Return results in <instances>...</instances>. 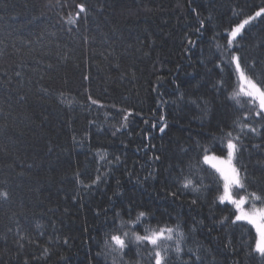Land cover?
<instances>
[{
	"label": "trees",
	"instance_id": "trees-1",
	"mask_svg": "<svg viewBox=\"0 0 264 264\" xmlns=\"http://www.w3.org/2000/svg\"><path fill=\"white\" fill-rule=\"evenodd\" d=\"M262 7L0 0V264H154L133 234L177 222L187 239L179 259L170 250L172 264H192L193 253L203 264H264L251 254L254 229L231 223L234 207L215 191L183 189L180 179L192 164L207 169L196 174L215 188L202 156H223L219 142L232 131L248 191L264 188V125L240 132L243 112L230 97L241 85L229 68L227 90L215 87L231 30ZM232 53L242 67L254 65L249 78L264 81V14L245 25ZM198 144L208 151L197 165ZM140 211L147 216L137 224ZM124 232L126 254L105 246Z\"/></svg>",
	"mask_w": 264,
	"mask_h": 264
},
{
	"label": "snow or ice",
	"instance_id": "snow-or-ice-1",
	"mask_svg": "<svg viewBox=\"0 0 264 264\" xmlns=\"http://www.w3.org/2000/svg\"><path fill=\"white\" fill-rule=\"evenodd\" d=\"M77 7L79 11L77 12L76 16L79 18L80 13H84L86 9L83 4L77 5ZM262 14H264V7L260 8V10L255 13L254 17L250 16L248 19L244 20L237 27L231 30L227 40V52L225 53V55H230V60H222L223 67H221V65H216V67L220 69L221 72V80L215 86L219 91H225L228 87V80L223 78L224 68L230 69L229 79L235 76L242 85L239 90L233 92L232 96L230 97V99L240 106L237 111L243 112L241 117L243 121L240 128L241 133H244L245 130H247V132L257 134L258 130L254 125L257 123L264 125V81H260L258 85V83L246 76L245 70L247 69L248 72L254 74L255 67L254 65H245L242 67L241 58L238 55L232 53V47L234 40L238 35H240L241 30L245 27V25H247L256 17H260ZM67 22L69 24H75L76 20L69 19ZM201 26H203V21H201ZM189 43L191 44L192 42L189 41ZM241 96L248 98L246 103L249 106L247 108L241 104L239 99ZM89 99H91V97H89ZM92 103L95 104L96 101L92 100ZM125 119H127V117H125ZM161 119H163V117H161ZM160 131L163 132L164 128H160ZM223 135L227 137L226 143L224 139H221L218 147L220 151H226V158L222 159L221 157L209 156L207 154H203L202 156L203 162L205 164H210L211 168L214 169L215 173L217 174L215 177H213L215 188L205 187V177L196 174L197 172L201 171L206 172L207 169L199 168L192 164L189 165V176L182 175L180 177V179L183 181L181 187L193 192H200L202 190L215 191L218 193L216 200L220 204L233 206L234 211L231 213V215L234 217V219L231 220V223L237 224L238 222H244L255 227L257 235L254 241V246L250 244L249 247L251 248V254H258L259 258L264 260V188H259L256 191L251 192L248 191L247 174L241 176V168L237 167V154L241 151V137L239 134L233 135L232 131L224 133ZM198 148L199 152L197 154V165L199 164L200 152L206 153L208 151L199 144ZM184 151L188 152L189 150L185 149ZM101 159H104V157H101ZM116 160L118 162L119 157H116ZM100 180L101 177L97 175L95 177L94 183ZM240 192L245 194L240 195ZM173 195H175V193H173ZM0 196L7 198V193H0ZM192 203L195 204L196 200H193ZM258 204L261 206L258 207ZM245 205H249V210H245ZM128 215L131 217V209H129ZM146 216V212L140 211L136 215L135 223L139 224ZM117 218H120L119 213L115 214L113 223H115V219ZM226 220H228V217H225L224 220L221 221V224H223ZM123 226L124 224L122 221L120 227ZM145 233L146 234L144 235L134 233V241L138 247H145V250L149 252L150 261H154V264H172L173 257L169 256L170 250L175 252L176 259L181 257L183 252L182 244L185 242L187 237L185 236V233L182 230L179 222H177L174 227L165 226L157 230L145 229ZM123 237L124 238L118 234H112L110 236L111 243H109V240H105V246L111 247L114 252L119 250L122 254H126L124 253V249L127 247L126 240L129 239L128 233L124 232ZM148 245L151 247H146ZM188 251L189 253H192L191 249ZM193 255L195 258L192 261V264H197V262H199V264H203V260L199 255H195L194 253Z\"/></svg>",
	"mask_w": 264,
	"mask_h": 264
},
{
	"label": "rangeland",
	"instance_id": "rangeland-1",
	"mask_svg": "<svg viewBox=\"0 0 264 264\" xmlns=\"http://www.w3.org/2000/svg\"><path fill=\"white\" fill-rule=\"evenodd\" d=\"M237 27V26H236ZM247 76V75H246ZM238 79V78H237ZM239 81V80H238ZM240 83V82H239ZM240 85H241V83H240ZM242 86V85H241ZM257 103H258V101H257ZM207 155H209V156H216V155H213V154H207ZM226 152H225V154L223 155V156H217V157H221L222 159L223 158H226ZM213 162H218V161H213ZM207 166H209V167H211V165L210 164H206ZM214 170V169H213ZM215 171V170H214ZM259 207V206H258ZM244 208H245V210L247 211V210H249V205H245L244 206ZM253 229H254V232H255V234L257 235V233H256V231H255V227L253 226V225H250Z\"/></svg>",
	"mask_w": 264,
	"mask_h": 264
}]
</instances>
